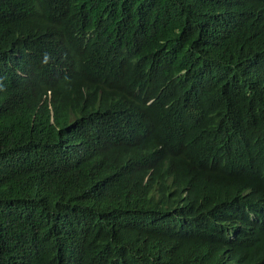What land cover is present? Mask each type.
Masks as SVG:
<instances>
[{
    "label": "trees",
    "instance_id": "trees-1",
    "mask_svg": "<svg viewBox=\"0 0 264 264\" xmlns=\"http://www.w3.org/2000/svg\"><path fill=\"white\" fill-rule=\"evenodd\" d=\"M263 33L248 0H0V264H112L115 234L206 264L210 218L264 241V83L233 76Z\"/></svg>",
    "mask_w": 264,
    "mask_h": 264
},
{
    "label": "clouds",
    "instance_id": "clouds-1",
    "mask_svg": "<svg viewBox=\"0 0 264 264\" xmlns=\"http://www.w3.org/2000/svg\"><path fill=\"white\" fill-rule=\"evenodd\" d=\"M252 4L264 6V0H248ZM235 64L239 82L260 86L264 83V33L242 38L235 54ZM134 221L137 222L135 210ZM122 226V225H121ZM119 226V227H121ZM118 227V228H119ZM121 240L118 249L109 253L112 264H141L136 260L143 251L133 242ZM183 242L197 241L205 250L206 264H264V241L253 237L240 224L230 228L227 235L221 237L215 220L194 224L191 230L182 234Z\"/></svg>",
    "mask_w": 264,
    "mask_h": 264
}]
</instances>
